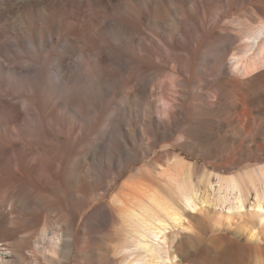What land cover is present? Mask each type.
Masks as SVG:
<instances>
[{
	"label": "bare ground",
	"instance_id": "obj_1",
	"mask_svg": "<svg viewBox=\"0 0 264 264\" xmlns=\"http://www.w3.org/2000/svg\"><path fill=\"white\" fill-rule=\"evenodd\" d=\"M30 11L33 21L18 16ZM12 16L11 35L0 26V131L11 136L0 139V264H264V168L231 174L234 151L221 153L230 163L216 186L164 151L101 206L80 171L103 146L112 191L123 156H150L175 127L192 136H213L215 123L244 135L264 129L254 109L264 97V0H0V23ZM208 73L217 82L189 101ZM54 104L78 116L64 131L73 155L51 140L61 131ZM25 146L29 160L15 161ZM35 158L50 160L43 178L29 166ZM201 183L214 199L198 196ZM65 200L86 206L77 228L62 215ZM217 205L247 220L235 237L206 241L192 222H215ZM55 211L56 225L31 229L36 215Z\"/></svg>",
	"mask_w": 264,
	"mask_h": 264
},
{
	"label": "rangeland",
	"instance_id": "obj_2",
	"mask_svg": "<svg viewBox=\"0 0 264 264\" xmlns=\"http://www.w3.org/2000/svg\"><path fill=\"white\" fill-rule=\"evenodd\" d=\"M46 9L50 10L49 7H47ZM36 15H38L37 11H30L27 13L19 14L18 16L22 19H25V17L28 16V19L30 21H33ZM13 18L14 17L12 16L10 17V19L4 20L3 22L0 23V26L3 27L10 35L14 29V27L11 24ZM113 38L114 37L111 35L107 36V39L109 40ZM28 56H32V55L29 54ZM229 58H232L231 54ZM216 75H217L216 73H208L207 75H204L211 83L209 85L200 86L199 88L196 87L192 93L190 92L188 98L189 101H194V100L200 101L199 100L200 96L197 95V93L201 90L202 87L207 88V90L209 88L210 90L213 87L212 84L217 82ZM207 90L205 89V91ZM256 101L254 102L255 105L254 109L256 111V116L258 120L261 122V124H263L264 97L261 99H257ZM49 113L52 114V120H53L52 125H58L61 129L59 133L55 132V134L51 138L53 143L58 144V146H56L55 149L61 151L64 155L67 152H70L71 155H73L75 148L65 142L66 139H65L64 131L67 126H70L78 119V116L74 112H71L69 110L60 109L56 104H54L50 108ZM216 117L217 119L220 120L226 118L225 115L223 114L217 115ZM215 124L214 126L216 127H214V129L216 128L215 129L216 131L219 129V131H217L216 133V131L214 130L215 134L213 136L212 134L207 136V134L205 133L196 134L192 136L189 134V132H186V130L189 131L186 127L185 130H182V128L184 129V127L178 126L175 127L176 129L174 128V130L171 132L172 134L171 133L165 134L158 138L159 141L157 142L154 152L150 156L146 157L143 155H138L135 159H132L130 156L129 157L126 155L123 156L124 160H120L121 164L123 165V177L120 179L117 187L112 191L108 190V184L111 180V177L109 176L110 175L109 166L111 161L113 160H110V157L106 152L105 148L101 146L100 148H98V151L96 152L98 156V160H90L86 168L80 169L82 173H86L88 175V179L90 182L89 189L92 193L93 204L95 206H101V204L104 205L107 201L111 200L114 197V195L122 189L123 185L126 182H128V180L130 179L129 177L132 176V174H134L137 171V169L145 166L156 155H159L164 151H170L172 154L185 160V162L188 163V167L190 168V172L192 176L194 178L196 177L195 180H198L200 178L203 179L207 173L211 174L212 175L211 181L213 186L217 185L216 181H214L215 179L214 176L218 172L225 174L226 173L225 169H221V168H223L224 165L227 166L230 163L228 162L229 160L221 159L222 152L224 153H228V152L231 153L233 151L235 152V155L233 154L234 152L232 153L235 159L230 160L232 161V163L228 165V167H230L229 172L231 174L240 177H245L248 175L257 177L259 175V170L264 168V129L263 128L254 129L253 127H250L251 130L250 134L246 133L244 135L240 129L238 130L236 128L235 125H231V126L224 125L223 127L219 128L217 127V124L216 125ZM189 135L191 137H189ZM7 136L11 138V136L7 131H0L1 140H6L4 138H6ZM122 138H124L122 140H125V136H123ZM194 139H195V143L193 142ZM185 140H187V142ZM183 141H185L187 144L186 143L183 144ZM110 148L115 150L117 148V144H111ZM3 150L4 149L0 147V153ZM26 150H27L26 146L19 152L17 149L16 151L17 160L15 161L21 160V158L24 160H29L26 155L28 154L26 153ZM5 160H7V167H11L13 162H11L12 160L9 158V156H6ZM49 162L50 160H45L43 158H35L30 161L29 166L31 167V169L38 168L37 175L43 178L45 176V171L43 167H45ZM113 170H115V168H113ZM31 174H33V172ZM213 186L211 185L208 186L204 183H201L200 189L198 188L199 189L198 196L201 199L204 198L214 199L215 188ZM254 199H255V195L254 193H251L248 201L249 203L247 204H250L251 201L253 202ZM102 201L103 203H101ZM211 203L214 204L216 202L211 201ZM204 207L211 208V205L204 204ZM216 208L221 210L222 214L219 218L216 219L215 222L209 221L206 224H202L200 221L198 222L193 221L192 222L193 226L195 227L196 230L200 231L202 237L206 241L214 238L216 235L219 234L227 235L228 237H232V236L235 237L234 232L237 229L239 230L240 226L245 223V221L247 220V216L245 218H241V216L239 215L228 213V209L226 205H222V206L217 205ZM61 210L63 213L62 215L70 216L74 220H76V228H77L78 220L81 219V217L86 213L87 209L86 206L83 205L82 209H79L77 211L71 200H65L61 204ZM54 213L50 214L49 212H43L36 215L37 220L35 219L34 220L35 222L31 224V229L35 230L36 228H39V226L41 228L44 225L50 223L56 225L57 218H59V216L57 215L60 214V212L55 211ZM196 213L199 214V212ZM200 213L202 212L200 211ZM218 227L220 229H217ZM103 231H106V228L102 227L96 229V232H103ZM49 254L56 256V254L51 252ZM73 257H76V254H74ZM73 259L74 258L71 259L70 264H73L74 262Z\"/></svg>",
	"mask_w": 264,
	"mask_h": 264
}]
</instances>
